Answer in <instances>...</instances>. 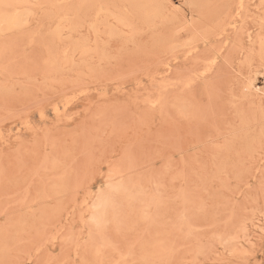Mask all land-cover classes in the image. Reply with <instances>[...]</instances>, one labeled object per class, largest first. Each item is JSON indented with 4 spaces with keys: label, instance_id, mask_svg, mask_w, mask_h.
<instances>
[{
    "label": "rangeland",
    "instance_id": "rangeland-1",
    "mask_svg": "<svg viewBox=\"0 0 264 264\" xmlns=\"http://www.w3.org/2000/svg\"><path fill=\"white\" fill-rule=\"evenodd\" d=\"M0 264H264V0H0Z\"/></svg>",
    "mask_w": 264,
    "mask_h": 264
}]
</instances>
